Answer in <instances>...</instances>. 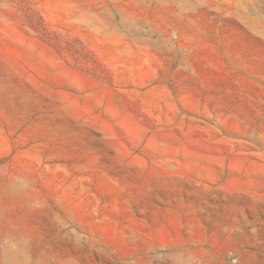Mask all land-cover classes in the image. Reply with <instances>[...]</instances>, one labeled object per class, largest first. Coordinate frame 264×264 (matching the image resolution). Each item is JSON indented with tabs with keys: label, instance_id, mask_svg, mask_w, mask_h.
Returning <instances> with one entry per match:
<instances>
[{
	"label": "rangeland",
	"instance_id": "374dc122",
	"mask_svg": "<svg viewBox=\"0 0 264 264\" xmlns=\"http://www.w3.org/2000/svg\"><path fill=\"white\" fill-rule=\"evenodd\" d=\"M0 264H264V0H0Z\"/></svg>",
	"mask_w": 264,
	"mask_h": 264
}]
</instances>
